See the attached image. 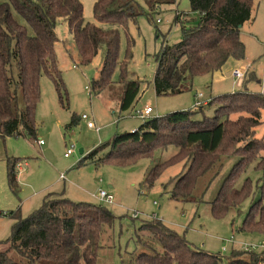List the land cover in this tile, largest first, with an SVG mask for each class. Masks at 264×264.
<instances>
[{
  "label": "trees",
  "instance_id": "obj_1",
  "mask_svg": "<svg viewBox=\"0 0 264 264\" xmlns=\"http://www.w3.org/2000/svg\"><path fill=\"white\" fill-rule=\"evenodd\" d=\"M145 1L150 17L157 7L176 5L179 0ZM189 2L199 20L187 26L185 15L177 13L175 23L181 27L182 39L172 45L164 42L156 55L152 87L158 97L188 92L195 78L212 75L221 71L229 59L242 60L245 56L240 31L252 18L253 0ZM143 14L135 0H95V22H87L81 0H0V141L25 132L37 139L35 116L42 76L54 81L61 99L66 94L55 50L60 41L59 22L72 34L80 64L87 66L100 59L99 74L90 83V93L98 96L120 85V113L133 108L140 98L142 82L129 72L134 45L129 30L137 27V19ZM123 35L126 51H122ZM209 106L216 108L213 116L199 120ZM262 110L264 95L244 89L212 98L193 110L143 119L137 131L114 136L113 152L100 159L99 164L130 166L143 159L154 160L158 151L174 147L177 156L151 168L145 184L152 189L168 167L186 160L189 167L176 179L169 194V198L180 203L196 202L194 193L199 181L211 177L203 190L207 192L211 185L208 182L221 172L222 162L238 158L210 203L212 214L220 219L232 209L240 211L245 200L253 196L241 231L264 234V184L254 191L249 181L241 186L238 183L249 164L264 151V136H255ZM79 122L73 117L67 128ZM96 154L94 150L82 161L93 159ZM18 160L7 157L12 190L18 186ZM258 166L264 168V157ZM1 216L14 219L15 223L10 238L0 243V264H97L104 235L116 220L108 209L75 202L61 194H48L27 218L21 216L19 209ZM140 229L137 242L141 251L131 254L129 264H219L223 260L196 249L158 219ZM225 264H264V249L233 250Z\"/></svg>",
  "mask_w": 264,
  "mask_h": 264
},
{
  "label": "rangeland",
  "instance_id": "obj_2",
  "mask_svg": "<svg viewBox=\"0 0 264 264\" xmlns=\"http://www.w3.org/2000/svg\"><path fill=\"white\" fill-rule=\"evenodd\" d=\"M81 1L85 20L95 22V0ZM135 1L144 14L138 17L137 27L132 26L129 30L134 42L129 72L141 80V95L134 107L123 113L119 111L120 85L98 96L90 93V83L99 74L100 59L96 58L87 66L80 64L72 34L65 24L58 23L60 41L55 44V50L66 94L61 99L54 81L42 76L35 123L36 138L43 139L45 144L39 146L37 139L31 138L27 132L0 141V243L10 238L15 223L14 219L3 217L1 213L19 209L21 216L27 218L42 205L48 194H61L75 202L108 209L115 215L114 225L104 235L97 264H129L131 254L141 251L137 242V235L142 231L140 228L154 218L176 231L196 249L220 256L223 260L219 264H225L233 250L248 247L263 251L264 234L241 231L253 196L245 200L240 211L232 209L223 218H215L211 211L210 203L216 198L224 179L235 168L238 158L222 162V170L212 183L208 182L211 185L207 192L203 190L211 177L199 181L194 193L196 202L180 203L169 198V194L176 179L189 167L186 160L168 167L152 189L145 184L147 172L156 164L177 156L176 148L158 151L154 160L143 159L130 166L99 164V160L113 152L112 139L116 134L132 132L144 123L145 120L136 116L134 111L149 106L153 109L151 117L157 118L172 112L193 110L199 93L205 100L244 89L264 95V0H253L252 18L240 31V39L245 45L242 60L231 58L221 71L195 78L190 91L162 97H158L152 87L157 69L156 55L164 42L172 45L181 41L182 30L175 23L178 12L185 15L187 26L196 24L199 15L191 11L189 0H179L176 5L157 7L148 17L150 10L146 1ZM126 48L127 40L123 35L122 51ZM235 70L245 75L241 83L232 77ZM215 109V106L205 108L199 120L213 116ZM83 115L90 118L94 128H88L82 121L73 128H67L73 117L81 119ZM255 132L258 139L264 136V110ZM71 148L72 155L65 158L67 149ZM94 150L97 154L93 159L82 161ZM7 157L19 159L15 190L8 182ZM263 157L264 151L249 164L238 179L240 186L249 181L256 191L264 184V168L258 166ZM100 189L114 196L112 203L98 198Z\"/></svg>",
  "mask_w": 264,
  "mask_h": 264
},
{
  "label": "built area",
  "instance_id": "obj_3",
  "mask_svg": "<svg viewBox=\"0 0 264 264\" xmlns=\"http://www.w3.org/2000/svg\"><path fill=\"white\" fill-rule=\"evenodd\" d=\"M232 76L239 81V83H241L243 81V79L245 78V75L243 72L239 71V70H235L233 73H232ZM203 94H198V101L196 102L194 108H199L203 105L206 104L205 101H203ZM152 113H153V109L149 106L145 107L144 109L142 110H138V111H135L134 114L136 116H138L139 118L141 119H147V118H150L152 116ZM80 121L82 122H86L87 123V126L88 128H94V124L93 122L90 121V118L87 116V115H83L82 118L80 119ZM47 139V138H45ZM37 144L39 146H43L45 144V141L42 139V140H37ZM73 153V150L72 148L71 149H67L66 153H65V158H68L72 155ZM98 198L101 200V201H106V202H109V203H112V201L114 200V196L109 193L107 190L105 189H100L99 193H98ZM248 248V247H247ZM261 248H264V243L262 244Z\"/></svg>",
  "mask_w": 264,
  "mask_h": 264
},
{
  "label": "crops",
  "instance_id": "obj_4",
  "mask_svg": "<svg viewBox=\"0 0 264 264\" xmlns=\"http://www.w3.org/2000/svg\"><path fill=\"white\" fill-rule=\"evenodd\" d=\"M248 23V22H247ZM233 77V76H232ZM234 78V77H233ZM200 94V93H199ZM203 99H204V96H203ZM203 101H205L206 103L209 101V99L208 100H203ZM139 129V128H138ZM138 129H136V130H133L132 132H134V131H137ZM81 155H83L84 156V152H83V150H82V153H80ZM61 178L63 179L64 177L63 176H61ZM64 180H65V178H64Z\"/></svg>",
  "mask_w": 264,
  "mask_h": 264
},
{
  "label": "water",
  "instance_id": "obj_5",
  "mask_svg": "<svg viewBox=\"0 0 264 264\" xmlns=\"http://www.w3.org/2000/svg\"><path fill=\"white\" fill-rule=\"evenodd\" d=\"M80 153H82V150H80Z\"/></svg>",
  "mask_w": 264,
  "mask_h": 264
}]
</instances>
